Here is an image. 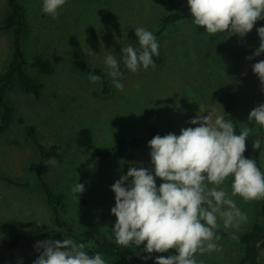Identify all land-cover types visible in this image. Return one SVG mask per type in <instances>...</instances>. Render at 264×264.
<instances>
[{"label":"rangeland","instance_id":"rangeland-1","mask_svg":"<svg viewBox=\"0 0 264 264\" xmlns=\"http://www.w3.org/2000/svg\"><path fill=\"white\" fill-rule=\"evenodd\" d=\"M24 3L28 20L24 49L29 70L41 80L43 90L39 96L20 89L10 94L16 108L15 122L7 132H0V170L3 175L31 186L18 188L0 179V223L15 222L24 233L51 224L44 197L28 170V164L37 158V150L21 120L38 129L43 143L59 144L64 152L62 160L49 163L46 177L66 194L67 217L78 228L97 222L110 238L116 220L110 212L115 203L110 185L130 166L151 169L150 148L129 154L123 160H101L77 146L76 135L81 129L90 128L96 143L106 146L116 144L120 134L128 138L145 136L152 126L162 136L168 132L179 134L181 128L197 126L189 124L197 115L210 112L213 119L217 114L225 118L219 100L222 87L237 95L235 110L242 129L252 127L246 141L253 153V140L256 136L264 137V129L247 119L253 107L264 103V86L251 68L264 60V53L252 56L260 43L256 29L264 26L259 19L243 37L229 32L202 33L192 20L172 25L158 40L159 54L164 57L162 65L141 67L136 72L124 68V75L119 78L124 87L117 89L113 85L112 94L103 96L100 81L93 82L76 69L75 60L83 57L90 64L107 69L103 61L105 54L111 52L120 63L117 48L127 44L136 47L127 37L129 29L156 30L162 17L187 6L186 0H66L55 18L41 11L42 0ZM6 11V0H0V21ZM12 53L10 34L1 32L0 72L6 69ZM36 55L50 60L49 73L40 74L32 68ZM249 56L252 58L246 59ZM261 159L264 163V143ZM155 179L159 186L161 179ZM76 181L85 185L77 196L70 192ZM218 187L224 188L247 216L238 227L229 229L249 228L262 198L245 201L238 194L232 196L231 180ZM217 243L219 251L197 253V259L238 261L235 258L239 247L235 243L223 239ZM128 248L141 257L148 255L142 251L143 243ZM170 251L175 254L174 248ZM38 255L35 246L25 243L18 251L10 252L6 237L0 232V264H32ZM155 256L158 255L153 252L152 258L144 260L155 264ZM260 264H264V250Z\"/></svg>","mask_w":264,"mask_h":264},{"label":"clouds","instance_id":"clouds-1","mask_svg":"<svg viewBox=\"0 0 264 264\" xmlns=\"http://www.w3.org/2000/svg\"><path fill=\"white\" fill-rule=\"evenodd\" d=\"M186 2L192 23L204 27L208 34L229 32L243 37L258 19H264V0ZM65 3L66 0H42L41 11L55 18ZM256 31L260 43L252 56L264 53V26ZM134 33L138 47L127 44L120 49L123 66L131 72L155 67L153 57L159 55L157 37L144 27H136ZM103 62L111 83L122 89L119 78L124 73L116 56L108 52ZM251 68L264 86V60ZM89 79L95 82L101 77L89 73ZM247 119L264 128V103L253 107ZM189 124L197 126L181 128L179 134L154 135L147 141L151 169L130 166L110 185L115 200L110 212L116 217L111 233L117 245L143 243L142 251L148 254L142 257L145 260L152 258L153 252L175 249V254L155 256V264H203L195 254L220 250L217 241L221 237L216 230L221 223L224 228L238 227L247 219L235 200L218 187L229 177L232 196L238 194L245 201L264 198V172L253 158L243 155L252 127L245 126L237 134L232 120L219 114L213 119L210 112L193 117ZM262 143L264 140L256 136L253 149H260ZM157 177L162 181L159 186ZM84 190L85 185L76 181L70 192L77 196ZM232 238H237L235 233ZM86 247L72 237L37 241L35 250L39 255L32 264H108L102 253L89 255Z\"/></svg>","mask_w":264,"mask_h":264},{"label":"trees","instance_id":"trees-1","mask_svg":"<svg viewBox=\"0 0 264 264\" xmlns=\"http://www.w3.org/2000/svg\"><path fill=\"white\" fill-rule=\"evenodd\" d=\"M7 11L2 21H0V33L10 34L12 40L13 53L6 69L0 72V132L5 133L15 122L16 108L10 98L12 91L22 90L26 94L39 96L43 90L41 80L34 76L29 70V61L24 49L25 36L28 28L27 12L24 0H6ZM188 12V5L163 16L159 27L152 31L157 40L172 25L182 21L192 20ZM261 25H264V19H259ZM200 32H206L204 27L198 26ZM127 37L138 47V39L135 36L134 29L127 31ZM119 46L118 53L121 57ZM155 66L162 65L164 57L162 55L154 56ZM121 71H124L123 62L120 59ZM40 74H47L52 70V63L41 55H36L31 63ZM74 67L89 77V73L99 75L100 93L103 96H109L113 92V84L107 76V69L90 64L85 58L79 57L74 62ZM219 100L223 106L226 120H232L236 125V133L242 130V126L235 110L237 95L233 91L224 88L219 89ZM25 125V131L29 141L37 150V158L28 164V170L35 177L36 186L44 197L45 204L50 212L51 224L34 232L24 233L15 222L0 223V232L6 237V247L10 252H16L25 243L29 246H35L37 241L46 239L63 240L72 237L76 241L84 242L89 255L94 252H100L109 264H148L134 250L117 245L114 239L108 237L97 222H90L83 228H78L68 217V199L65 193L59 191L46 177V169L52 160H62L64 152L59 144L47 145L43 143L38 129L33 125ZM264 129V128H262ZM160 134L157 127L152 126L148 129L145 136L128 138L120 134L117 143L112 146L100 145L95 141V136L90 128L81 129L76 135V143L80 150L86 153H93L101 160H123L129 154L140 150L149 149L147 141L154 135ZM264 140V137H261ZM246 148L243 155L253 158L260 170L264 172V163L261 159L260 149L254 151L249 148L245 141ZM0 179L9 185L18 188H29L31 183H23L12 177L5 176L0 170ZM229 177L227 180H231ZM253 223V224H252ZM247 229L233 230L219 227L216 231L220 239L235 243L238 246L237 262H219L215 260L202 259L203 264H260V258L264 250V198L261 199L259 207L256 210V218ZM235 233L237 238H232ZM156 255L167 256L172 254L170 249L164 253L154 252Z\"/></svg>","mask_w":264,"mask_h":264}]
</instances>
